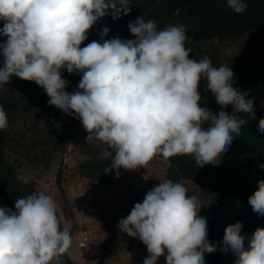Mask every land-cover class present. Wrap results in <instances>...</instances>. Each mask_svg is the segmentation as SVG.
<instances>
[{"label":"clouds","instance_id":"9594fccd","mask_svg":"<svg viewBox=\"0 0 264 264\" xmlns=\"http://www.w3.org/2000/svg\"><path fill=\"white\" fill-rule=\"evenodd\" d=\"M239 14L244 0H227ZM127 0H0V87L12 77L43 89L48 104L78 119L87 132L86 144H97L111 170L136 171L157 155L165 163L174 156H190L196 165H217L234 136L255 118L254 101L233 87L234 73L227 65L212 66L209 57L189 58L191 49L183 25L158 30L154 19L138 17L128 24L134 37L88 39L89 30L111 13L113 20L128 15ZM80 75L77 90L61 72ZM206 81L221 107L218 114L201 107L198 86ZM231 105L232 113L223 110ZM209 122L208 127L203 125ZM8 126L0 105V130ZM264 134V118L257 124ZM259 168L264 170V164ZM23 183L28 178L19 176ZM258 217L264 216V180L247 200ZM198 198L170 179L149 190L142 202L118 221L121 233L146 246L143 264H205L204 254L217 251L208 239L207 219L198 215ZM58 205L43 191L15 200V211L0 207V264H62L72 244L68 223L61 227ZM242 222L225 227L219 251H231L234 264H264V228L247 238Z\"/></svg>","mask_w":264,"mask_h":264},{"label":"trees","instance_id":"16d2710c","mask_svg":"<svg viewBox=\"0 0 264 264\" xmlns=\"http://www.w3.org/2000/svg\"><path fill=\"white\" fill-rule=\"evenodd\" d=\"M244 2L247 4L246 10L237 14L226 6L227 0H127L129 14L125 16L121 13L119 19L113 20L109 13L98 20L89 30L88 39L81 47L92 41L103 43V40L116 37L121 40L134 39L127 26L138 17H144L146 21L154 19L158 30L168 25H183L187 36L185 46L191 49L189 58L199 61L207 56L214 67L229 66L234 73L233 87L241 92H247L246 98L253 100L251 88L264 86V0ZM3 23L0 21V28L3 27ZM105 27L109 28V32L102 40L100 34ZM5 41L6 37L0 35V44ZM246 49L251 52L249 55L246 54ZM2 61L3 58L0 57V65ZM61 75L63 79L69 81L67 92L77 90L80 75L69 74L66 70H62ZM198 91L201 96V107L208 108L213 114H218L222 110L211 92L206 91L205 80L200 81ZM48 99L43 89L35 83L22 81L17 77H12L10 83L0 87V105L3 106L8 120V126L0 130V207L15 211L16 199L34 191H43L51 195L57 203V215L63 227L65 222L73 219V211L62 188L63 181L68 178L63 175L61 168H58L55 175L50 174L51 165L58 149L59 158L67 153L68 139L75 136L71 128L78 119L50 106ZM253 108L254 119H249L245 113L237 114L248 122L242 126L240 135L234 136L227 152L221 155L219 164L205 165L199 169L190 156H174L169 158L168 163L159 155L152 159L161 167L164 166L165 170L162 179H157L155 186L160 181L170 179L206 190L211 194L215 204L227 211L234 223L242 222L241 232L245 233L247 238L257 228H264V216L258 217L247 202L248 197L257 190V181L264 180V170L259 168L260 164H264V134L257 131V124L264 118V112H258L255 101ZM223 110L231 114L232 106L228 105ZM19 122L26 131L34 134L28 140L33 149L15 159L14 164L7 163L4 160L7 133ZM208 124L209 122H205L203 127L207 128ZM86 136L87 132L83 129L80 139L75 143L81 159L77 161L73 175L78 180L96 183L109 190L113 183L106 171L111 166V160L102 157L99 142L86 144ZM39 165L41 171H47L45 176L54 177L52 188L43 185L46 181L41 180L40 172L36 173L35 179L27 177L25 172H22L26 167L31 166L29 169H32ZM21 167L24 170H20ZM235 169L241 171L237 179L232 176ZM19 176L27 177L28 183L23 184L18 179ZM121 215V212H117L112 222ZM198 215L206 218L202 209ZM211 229L207 220V239L211 244H215ZM114 246L112 254H116L117 249L123 251L125 248L119 241ZM127 248L134 251L137 256L134 255L121 264H143L148 255L146 246L140 241L129 240ZM206 255L211 264H227L218 246L217 251ZM61 261L62 264H73L67 253ZM157 264H165L163 256L158 259Z\"/></svg>","mask_w":264,"mask_h":264},{"label":"rangeland","instance_id":"374dc122","mask_svg":"<svg viewBox=\"0 0 264 264\" xmlns=\"http://www.w3.org/2000/svg\"><path fill=\"white\" fill-rule=\"evenodd\" d=\"M250 53L246 49V54L249 55ZM250 91L253 101L258 107V112H264V86H254ZM11 129L12 131L7 133L8 138L4 146V160L7 163L14 164L15 159L20 158L28 150L33 149L28 140L34 134L29 130L26 131L20 122ZM8 130L10 129L8 128ZM71 130L75 136L68 139L67 153L59 158L60 152L58 149L53 158L52 172L50 173L55 175L58 168H61L63 175L68 178L62 183V188L70 203V209L73 211V219L68 222L72 244L67 252V257L73 264H121L127 259L130 260L132 256H137L127 246L129 240H134V242L139 240L121 233L117 228V223L130 213L135 203L143 201L146 193L155 187L157 179H162L165 171L164 166L161 167L160 164L158 165L151 160L146 167L136 171L120 169L118 176L111 170L110 166L106 171L113 183L109 190L103 189L96 183L78 180L73 174L77 161L81 159V154L78 153L75 146L83 130L79 120L72 125ZM13 138L15 139L13 140ZM33 139L36 142L35 136H33ZM29 167H26L25 170L23 167L19 169L24 170L22 172H25L27 177H32L33 179L36 178V173L40 172L41 180L46 181L43 185L49 188L54 186V177L45 176L47 171H41L40 165L32 169H29ZM19 169H17L18 172L20 171ZM133 174L140 177L141 180H132ZM240 175V169H235L232 172V176L235 179ZM182 184L186 187L190 196L194 195L198 198L204 216L212 227L213 242L220 247L225 227L235 223L226 210L215 204L209 192L190 186L186 182H182ZM117 212H121L122 215L115 222H112L113 216L115 217ZM240 234L246 238L245 247L247 248V237L243 232ZM118 241L125 248H123V251L117 249L116 254H112L113 246ZM222 255L227 264H234L235 257L231 251L222 253ZM204 259L205 264H211L206 253L204 254Z\"/></svg>","mask_w":264,"mask_h":264},{"label":"water","instance_id":"95a60500","mask_svg":"<svg viewBox=\"0 0 264 264\" xmlns=\"http://www.w3.org/2000/svg\"><path fill=\"white\" fill-rule=\"evenodd\" d=\"M132 180H134V181H139V180H141V179H140V177H137L135 174H133V176H132Z\"/></svg>","mask_w":264,"mask_h":264}]
</instances>
